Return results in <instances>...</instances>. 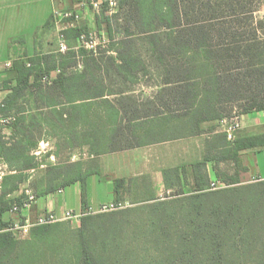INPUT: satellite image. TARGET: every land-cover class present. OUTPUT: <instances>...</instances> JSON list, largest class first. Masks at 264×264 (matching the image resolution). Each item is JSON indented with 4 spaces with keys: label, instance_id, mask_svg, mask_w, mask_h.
<instances>
[{
    "label": "trees",
    "instance_id": "obj_1",
    "mask_svg": "<svg viewBox=\"0 0 264 264\" xmlns=\"http://www.w3.org/2000/svg\"><path fill=\"white\" fill-rule=\"evenodd\" d=\"M117 1L122 7L135 5L139 11L147 10L140 11L141 13L138 14L142 25L147 26L156 18L169 29V44L160 46L174 61L166 55L160 58L158 53L161 49L156 48L150 41L151 49L155 53L153 58L156 59V66L164 70L161 72L163 82L160 85V91L155 96L158 106H154L151 115L166 113L184 117L193 112L198 116L196 120H181V125L178 127L181 132L173 137L200 135L204 131L201 123L229 117L235 109L240 114L254 110L264 113V43L258 42L255 45L250 40L240 44H237V40L231 44L211 43L210 29L202 26L175 31L174 26H180L184 19L181 11L177 9V0ZM104 5L106 4L102 5V12L105 11ZM51 20L52 16L46 25H49ZM111 20L110 16H104L102 19L97 17L96 24L97 26L101 23L106 24L109 48L104 51L114 54H107L99 59L88 55L85 57L81 70L67 71V65L63 66L59 63L65 57L62 54H35L26 57L28 64L16 61L13 64V70L16 73L15 83L7 85L9 93L2 100L4 106L0 111L4 115L15 114V120L8 125L14 132L7 140L0 138V157L8 164L9 170L15 169L17 172L5 174L0 187V263L5 259V255L8 259L14 248L22 243L8 230L10 224L3 219V214L9 210L11 203L20 202L22 194L16 197H8V194L19 189V185L28 177L25 171L36 165V157L31 154V150L37 147L39 140L51 137L50 131L54 134L62 131L64 123L62 115L66 112L62 105L88 103L91 99L103 98L106 96L105 80L109 81L110 87L119 79L124 82L135 81L141 73L146 72L144 60L133 52L130 43L114 40ZM229 29L230 27L221 28L219 32L222 34ZM152 31L154 33V29L142 30L149 34ZM80 32L87 33V30L84 27H70L64 30L66 37H77ZM239 33L241 34L237 31L227 35L233 37ZM256 48L257 51L253 54ZM82 54L86 56L87 51L81 50ZM184 56L188 59L183 60ZM179 57H182L181 60H178ZM242 59L246 61L245 65L239 62ZM54 71H57L55 78L48 79ZM44 77H47V80L43 81ZM124 91L120 90L119 93ZM27 92H31V97L28 99ZM30 99L38 108L41 107L40 105L51 107L48 112L52 113L54 121L50 131L45 130L40 120L36 118L30 122L29 126L21 123L20 113ZM104 101L108 102L106 99ZM123 103L125 102L119 101L120 105ZM39 113L43 116L42 119H45V112L40 110ZM128 114L131 115L128 116ZM115 115L119 117L118 122ZM135 115H137L136 109L122 107L121 112L116 110L110 129L102 130L100 135L92 138L90 143L84 141V144L90 145V153L99 154L116 148L141 145L142 136H137L135 129L132 130L130 126V120ZM74 124L70 123L71 127L65 130L71 136L69 141L74 139L72 128L75 127ZM122 124L125 125L122 126ZM213 130L215 128L210 131ZM220 133L223 135V139L218 135L220 149L209 148L201 161L189 167L182 166L164 171L167 186L172 184L169 182L170 176L174 177L172 179H175L176 183L185 182L189 172L193 178L192 187L188 191L190 194L187 197L189 205H193L192 211L186 216L189 220L187 224L189 230L186 236H180L176 253L174 252L175 258L171 264H239L232 251V249H238V246L244 255L250 251L254 253L253 264H264V180L240 184L239 178L240 172L246 170V167L239 165L240 151L264 147V134H250L230 141L226 139L225 133L221 131ZM122 141H126L127 145L116 146V143ZM225 160L235 162L237 170L234 173L228 174L225 170L218 168L219 163ZM208 162L214 163L215 175L225 182L226 187L213 191L209 189L210 179L206 170ZM53 170L55 177L60 175L61 172H56L58 168ZM86 173L88 172L75 170L65 172L63 174L65 177L60 183L51 184L52 180H49L42 192L50 193L57 189V186L82 179ZM137 184L133 179H115L114 202H121L123 196L127 195L134 203L149 202L148 207L157 211L168 208L169 200H156L150 186L145 189V195L138 198L135 192ZM176 193V195L185 194L182 189ZM117 213L85 214L80 218L79 245L81 248L78 264H105L104 260L91 250L85 230L95 219H104L111 224L119 225ZM51 226L46 224L32 227L31 237L45 236L51 230ZM28 243L25 242V244ZM25 263L24 259L21 264Z\"/></svg>",
    "mask_w": 264,
    "mask_h": 264
},
{
    "label": "rangeland",
    "instance_id": "obj_2",
    "mask_svg": "<svg viewBox=\"0 0 264 264\" xmlns=\"http://www.w3.org/2000/svg\"><path fill=\"white\" fill-rule=\"evenodd\" d=\"M72 1L74 3L78 2V0ZM176 5L184 19L180 26H174L173 30L175 31L181 28L187 29L202 26L210 29L209 40L211 43L224 42L231 44L235 43V40H237V44L248 42L246 40H250L255 45L258 42L264 43V0H177ZM72 8L73 6L70 4V7L65 10H71ZM103 8L105 9L104 12H96L88 4L85 9L87 12L85 19L74 21V23L77 22L76 26H85L84 28H86L87 33L95 36L97 40H102V42L95 46V51L83 47L77 37H66V35L65 42L67 48L63 52L59 50L58 35L63 29L65 30V26L67 25H65L66 21L60 20L58 17H52L49 26H45L39 31L37 35L39 41H37L36 49L42 54H62V56H65L59 63L63 66L67 65V71L81 70L85 57L88 55L99 59L104 57V55L114 54L110 51H104L109 48V36L106 24L101 23L100 26H97L95 23L97 17L102 19L104 16H110L112 18L114 40L116 42L126 41L128 44L130 43L133 52L144 60L146 72L141 73L135 81L129 80L124 82L119 79L116 84L110 87L108 84L109 81L105 80L104 84L107 85L105 87V94L108 95L106 98L113 105L119 96L118 92L120 90H128L127 92L132 96L133 100L138 103H146L147 99L158 91L159 86L163 82L161 75L163 68L156 66V59L153 58V54L155 53L151 49L150 41L159 49L162 48L160 45H168L169 29L163 26L156 18L149 25H142L141 21H139L138 14L146 12L147 10H140V12L135 5L122 7L120 2L117 1V7L115 9H109L106 5ZM228 27H230V31L222 32V34L219 32L221 28ZM145 28L154 29V33L153 31L150 34L142 32ZM237 31L241 32V34L239 33L240 35L238 34L239 37L238 35L233 37L227 35ZM85 40H88L87 36ZM81 50H86L87 55H81ZM256 51L257 48L252 53L255 54ZM158 54H160L161 58L168 53L161 49ZM169 58L171 61H174L171 57ZM181 58L179 57L178 60H181ZM182 59L187 60L188 57L184 56ZM16 62L29 63L23 56L18 58ZM239 62L245 65L246 61L242 59ZM56 74L57 71L52 72L48 76V79L55 78ZM45 80H47V77H44L43 81ZM1 85L2 83H0ZM30 93L27 92V99L31 97ZM2 96L3 94L0 95V102L4 99ZM108 102H105L101 98L91 99L87 103L89 105L86 106V109L89 110L88 113L91 117L96 115L101 118L102 123H106L105 110L110 107V103ZM233 112L238 113V110L235 109ZM233 112L229 114V117ZM221 124L219 120L213 123L219 131L223 129ZM124 125L122 124V126ZM241 126L242 123L235 131V138L240 135L242 131ZM206 137L207 134L203 133L198 137L175 139L138 149L115 150L114 152H109L98 157L90 153L87 145L80 146L81 138L67 142L63 137L56 139L45 137L32 150L31 154L36 157L35 170H31L30 168L25 171L28 177L19 185L21 188L19 194L25 188H30L34 192L37 200V194L41 192L40 188L43 187V177L52 167L58 166L73 171V166L77 162L82 163L85 167H100L101 164H104V166L106 165L109 168L121 170H128L134 166L136 169L141 170L140 172L148 171L154 181L155 177H157V173L155 172L163 167L182 163L188 164L198 160L202 155L203 143ZM123 145L126 146L127 142L122 141L116 143V146ZM39 151L40 155H37L36 152ZM243 161L242 156L240 158V164L242 166L244 164ZM40 164L43 166H40ZM231 166L228 164L223 168L230 169ZM254 169H257V167ZM258 170L264 173V161L261 159ZM246 171L240 172V184H247L257 179V174H251ZM51 172L52 174H49L50 179L54 176V170H51ZM169 180H173L171 176ZM2 181L3 177L0 182V187ZM60 181L61 179H52L51 184H58ZM155 185L157 188L156 200L166 199L170 202L166 210H154L148 207L147 203L149 202L146 201L134 203L127 195H124L121 199V205L123 207L102 212L108 214L118 212L116 217L120 221L119 225L111 224L110 222L104 221V219H95L86 227L85 233L88 236L91 250L94 254L99 255L105 264L172 263L175 258L174 252L176 253L180 236H186L189 230L187 228L189 220L186 216L192 211L193 205H189L188 202L187 197L190 194L188 193V186L184 188L185 194L176 195L177 193L175 194L174 192H177V187L173 188L174 191L166 193L162 180L160 184L155 183ZM149 186L150 184L147 181L137 184V189L135 188L137 197L141 198L144 196L145 189ZM211 190L213 191V189ZM86 193L89 201L90 198L93 200V191L87 189ZM19 194L17 193L14 197ZM44 204L45 198H39V208L44 207ZM34 205L35 202L32 204L30 212ZM199 205H201V202H199ZM22 212V210L18 214L8 212L7 221L9 224L12 225L14 222L21 223L24 218ZM30 212L29 215L31 217L38 215ZM87 212H90V210H85L83 213ZM91 214L96 215L95 213ZM97 214H100V212ZM50 224L52 225L51 230L45 236L32 238L29 232L27 236L19 238L16 237V234L15 237L22 243H19L14 248L13 253H9L10 256L8 259H6L7 256L5 255L6 260L4 259L0 264H21L24 259L26 261L25 264H78L81 248L79 245L80 219L73 221L65 219ZM25 242L29 243L25 244ZM232 251L235 253L239 264H253L254 253L252 251L244 255L239 249V246L238 249L235 248Z\"/></svg>",
    "mask_w": 264,
    "mask_h": 264
},
{
    "label": "crops",
    "instance_id": "obj_3",
    "mask_svg": "<svg viewBox=\"0 0 264 264\" xmlns=\"http://www.w3.org/2000/svg\"><path fill=\"white\" fill-rule=\"evenodd\" d=\"M70 4L73 6L72 9L79 10L78 2L74 3L72 0H0V83H2V85L0 86V95L3 94L2 97L5 98L9 93L7 85H13L15 83L16 73L13 70L14 62L22 56L26 58L35 54H42L36 49L37 41H39V38L37 36L39 31L45 26H49L46 25V23L49 21L51 16L56 17V14L58 12L69 8ZM85 9L86 7L81 10L82 14L80 21L84 20L87 15ZM75 25H77V22H75ZM6 63H11V67L5 68ZM5 81L8 82L5 83ZM160 88L161 87L159 86L158 91H160ZM127 91L128 90H125L124 93L118 92L119 96L117 97V101L115 102V104L111 105V101L108 102L110 103L109 106L111 107L105 110L106 119L108 123H102L101 118L96 115L94 117H91L88 113L89 110L86 109V106L89 105L87 103L77 102L71 104H64L62 106L64 107V109H66L67 113L65 112L62 115V117L64 118V123L62 125L63 129L62 131L57 132V134H54L50 131L51 124L54 121V116L52 115V113L48 112L51 107L47 105L42 107V105H40L41 107L38 108L37 105L33 103L32 99H30V102L28 104H25L22 108V112L20 113L22 118L21 123L25 126H29L30 122L34 118L39 119L41 125L45 127V130L50 131L51 138L56 139L63 137V139L67 142H70L69 137L71 136L68 135L65 130L66 128L71 127L70 123H75V127H72L74 129L73 140L81 138L80 146L87 145L89 147L88 149L90 150V145L84 144V141L90 143L92 138H95L96 136L100 135L102 130L110 129L114 119L113 114L114 112H116V110L121 112L122 107H125V109H136L137 115L132 117L133 119L130 120V126L132 130L135 129V134L137 136H142L143 143L141 145L116 148L112 151L94 154V156L97 157L109 152H114L115 150L120 151L127 149H138L141 147H146L152 144L166 142L170 140L199 136L182 135L173 137L175 134L181 132L178 128L181 125V120H196L198 118L197 114L191 112L189 113V115H184V117H176L175 115H169L166 113L151 115V111L154 109V106H158V104L155 102V96L158 91H156L153 96L149 97L146 103H138L137 101L133 100L132 96L129 95ZM107 96L108 95L104 96L103 98L107 100ZM121 100L125 102L122 105L119 104V101ZM40 110H43L45 112V119H42L43 116L39 113ZM119 114L122 115L121 113ZM130 115L131 114H128V116ZM115 118L118 122L119 117H116L115 115ZM123 122L127 123L125 121ZM215 122L216 120L205 121L201 123V127L204 129L203 133H206L207 137L205 138V141L203 143L202 155L198 160H195L188 164L182 163L163 167L159 171L155 172L157 173V177H155L154 181L152 180V177H150L148 171L140 172L141 170H139L138 168L136 169V167L134 166H132L128 170H121L109 168L106 165L104 166V164H101L100 167H85L82 163L77 162L73 166V170L88 172L86 173V175H84L82 179H78L67 185L57 186V189H55L54 191L47 194H43V189L46 187L49 180H52V178H49V172H51L53 168H58L56 172H61L59 176H53L55 177L54 180L61 179L62 181L65 177L63 174L65 172L70 171L68 169H63L62 167L54 166L43 177V187L40 188L41 192L38 193L39 195L37 196L35 205L30 213L41 214L46 211H53L58 215H61L63 211L67 209L73 210L77 214H81L89 208H92V210H96L101 204L114 202V180L117 178L133 179L134 182L138 184L143 181H147L150 184L151 191L154 195H157V188L156 185L154 186V184H160L161 180L163 181L164 190H166V193H169V191H174L173 188L176 187L178 188L177 192H180V189L184 190L186 186H188V189L190 191L193 184V178L190 172L185 182L179 181L176 183V180L173 179L169 180V182H171L172 184L170 186H167L164 180V171L173 170L174 168L182 166L189 167L193 163L201 161L205 152L209 148H211V150L220 149V143L218 142L220 138L223 139V135H221L219 129L213 125V123ZM67 123L69 124L67 125ZM241 123L242 131L238 137L247 136L250 134H264V113L262 111L254 110L247 113H243L241 116ZM212 128H215V130L210 131ZM13 132V129H11L8 125L0 124L1 140H7ZM218 135H220V138ZM19 137L21 136L19 135ZM242 156L244 160L243 166L246 167V170L249 173L261 175L262 177H264V173H261L258 170L260 159L264 161V147L248 148L240 151V166H242L240 164V158ZM228 164H230V166H233L230 167L231 171L229 168H223ZM222 165L224 166L222 167ZM213 166L214 163L211 162H208L206 165V170L209 175L210 181L220 179L216 177L215 169ZM251 167H257V169ZM0 168L2 169L3 176L9 172H17L15 169L9 170L8 164L1 157ZM218 168H220L221 170H225L228 174H232L237 170V166L232 160L221 161L218 165ZM59 188L63 189L62 193L57 192ZM20 189L21 188L19 187L18 190L9 193L8 197H13L17 195V193L19 194L21 191ZM87 189L93 191V200L90 198L89 201V199L87 198ZM41 197L45 198V204L44 207L39 208L38 202L39 198ZM22 213L26 214L25 211H23ZM7 215L8 212H5L3 214L4 220H7Z\"/></svg>",
    "mask_w": 264,
    "mask_h": 264
},
{
    "label": "built area",
    "instance_id": "obj_4",
    "mask_svg": "<svg viewBox=\"0 0 264 264\" xmlns=\"http://www.w3.org/2000/svg\"><path fill=\"white\" fill-rule=\"evenodd\" d=\"M106 4L109 9H115L117 7V0H78V8L79 10H63L56 14V17H58L60 20L66 21L65 30L68 29V27H79L76 26L74 21H77L81 18V10H83L88 4L92 7V9L96 12H99L102 10V5ZM86 36L88 37V40H85ZM77 39L80 41V43L83 45V47L93 49L92 51H95V46L102 42V40H97L95 36L91 35L90 33L80 32L77 36ZM58 46L59 50L62 52L67 48L66 42H65V34L64 29L59 33L58 35ZM5 66L7 68L11 67V63H6ZM4 106L2 102H0V109ZM241 114L238 112H233L230 117H224L219 119V122H221L223 129L220 130L221 132L225 133L226 138L230 141H232L235 138V131L240 127L241 125ZM15 120V114L10 115H4L0 111V124L2 125H9L11 122ZM37 155H40V151L36 152ZM53 157V156H51ZM40 166H43L40 164ZM31 170H35L34 167L31 168ZM3 177L2 169L0 168V182ZM264 180V177L261 175H257V179L254 181H261ZM226 187L225 182H223L220 179L211 180L209 183V189H219ZM58 193H62L63 189L59 188L57 190ZM22 197L20 202L13 201L10 205V208L8 210L11 214H18L21 210L25 211L26 214H23V220L21 223L14 222L12 225L10 224L8 227V230L12 232V234L16 237L23 238L27 236L34 226H40L45 224L54 223L61 220H78L85 214H91V213H99V212H107L111 210H115L118 208L123 207L121 205V202H108L101 204L96 210L92 208H89L90 212L87 213H81L77 214L73 210H64L61 215H58L57 213L53 211H46L44 213L38 214L34 217H31L29 215V212L31 210V206L34 202H36V196L34 192L30 188H25L23 192L21 193Z\"/></svg>",
    "mask_w": 264,
    "mask_h": 264
}]
</instances>
